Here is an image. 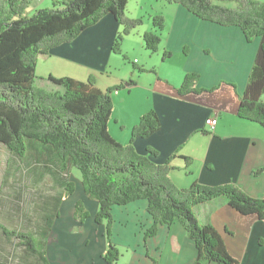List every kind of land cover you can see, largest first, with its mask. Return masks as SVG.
Returning <instances> with one entry per match:
<instances>
[{
	"label": "crops",
	"instance_id": "0c3cea01",
	"mask_svg": "<svg viewBox=\"0 0 264 264\" xmlns=\"http://www.w3.org/2000/svg\"><path fill=\"white\" fill-rule=\"evenodd\" d=\"M120 27L107 14L72 41L43 55L98 70L101 90L122 85L112 92L108 126L112 137L123 144L130 142L141 115L155 109L161 128L144 138L136 137L134 144L142 154L149 147L157 149L155 160L159 164L171 157L170 176L175 185L233 182L248 195L264 198V126L237 115L259 37L247 40L237 25L209 22L175 4L156 56H148L145 67L133 70L128 78L110 72L120 61L111 48ZM141 40L145 48L143 36ZM166 50L172 51V56L164 59ZM190 71L200 73L198 86L207 91L178 93L184 75ZM215 113L219 120L212 128L205 122ZM33 145L20 159L0 142V264H108L103 257L107 222L95 221L98 203L88 198L89 217L79 221L74 215L75 205H64L72 194L60 203L57 200L62 189L46 196L49 171L59 186L71 177L50 154L38 150L41 145ZM186 157L191 159L190 165ZM147 205L140 199L114 208L111 238L120 251L124 247L126 264H195L196 243L179 221L162 225L156 235L145 238L153 223ZM194 210L201 223L216 227L241 264H264L263 220L238 212L223 198L200 203ZM6 230L32 233L36 250L42 253L45 247L47 263L40 253Z\"/></svg>",
	"mask_w": 264,
	"mask_h": 264
},
{
	"label": "trees",
	"instance_id": "16d2710c",
	"mask_svg": "<svg viewBox=\"0 0 264 264\" xmlns=\"http://www.w3.org/2000/svg\"><path fill=\"white\" fill-rule=\"evenodd\" d=\"M33 1L0 0V142L20 159L25 158L33 143L41 145L38 150L50 154L62 172L68 174L69 168L80 171L87 198L99 206L95 221L107 222L108 241L103 257L108 264H114L121 256L111 238L114 208L140 199L147 201L153 219L145 238L156 235L160 226L179 221L196 243L195 264H241L231 255L216 227L201 223L194 208L223 198L238 212L255 214L264 222L263 197L250 196L233 182L205 185L195 181L189 187L175 185L170 176L171 157L159 164L155 160L157 149L149 147L142 154L134 144L136 137L144 138L161 128V118L155 109L141 115L128 144L113 138L108 126L113 112L112 92L122 85L101 90L95 77L83 81L51 74L49 88L38 84L35 70L39 55L72 41L107 14L123 26L111 47L113 52L121 53L124 36L140 23V19L125 14L128 0H53L52 7L37 8L27 15ZM168 1L183 5L198 18L223 26L237 25L247 40L259 37L237 115L264 126V2L235 0V6H228L213 0ZM153 23L154 28L143 34L145 48L152 53L162 43L164 17L155 15ZM170 56L172 51L166 50L163 58ZM200 76L198 72L186 73L178 93L204 91L205 88L198 86ZM186 160L190 165L191 159L186 157ZM61 187L57 203L75 190L72 181H64ZM74 215L79 221L89 217L83 201L76 202ZM6 232L16 234L29 249L40 253L32 233ZM40 255L47 263L45 247Z\"/></svg>",
	"mask_w": 264,
	"mask_h": 264
},
{
	"label": "rangeland",
	"instance_id": "374dc122",
	"mask_svg": "<svg viewBox=\"0 0 264 264\" xmlns=\"http://www.w3.org/2000/svg\"><path fill=\"white\" fill-rule=\"evenodd\" d=\"M213 1L216 3H223V5H228V6L236 5L235 0H213ZM258 1L264 2V0H258ZM175 4L178 3L169 2L168 0H128L125 14L129 16L131 19H140V23L137 25V27H135L127 35L124 36L123 42H121V47H120L121 53L118 54L114 52L116 54L115 58L119 59L120 61L116 63L115 66L116 69L111 68L110 72L113 73L118 72L119 75H122L123 77L128 76L129 78L133 70H138V67L140 68L143 66L145 67V61L146 58H148V56L151 55L156 56L155 55L156 53H152L149 50L141 47L142 36L145 31L147 32L150 31L152 28H154L153 17L155 15H162L164 17L165 28H166L167 22H169L171 18L172 9ZM52 6H53V0H34L30 8L27 10V15H32L34 10L37 8L41 9ZM122 27H120L119 32L121 31ZM35 72L38 77V84L43 86V84H46L48 82V85L43 86L45 88H49L51 86V82L48 81V76L50 74H52V76L56 78H60L62 77V75L65 74L75 79L83 78L84 81H87L90 77L93 78L95 77L96 83H97V77L99 79L101 77V72H99L96 69L93 70L86 69L81 64H75L73 61H68L67 59H61L53 55L50 57L39 55V57L37 58V65ZM50 173L51 172L49 171L48 173L49 178L47 179L48 189L46 192V196L58 194L59 192H61L62 189L61 186L55 184L53 180V175ZM67 176L68 178L71 177V181L75 185V190L72 193V196L69 197L68 200H66L64 205L67 206L75 205L78 200L83 201L85 206H87L86 203L87 204L91 203V201H89L82 188L80 182L81 179L80 171L76 168L74 169L69 168ZM122 248H123V250H121L122 255L118 258V260L114 264H126L125 258H127L128 256L124 258L125 250L124 247Z\"/></svg>",
	"mask_w": 264,
	"mask_h": 264
},
{
	"label": "built area",
	"instance_id": "2783aa9c",
	"mask_svg": "<svg viewBox=\"0 0 264 264\" xmlns=\"http://www.w3.org/2000/svg\"><path fill=\"white\" fill-rule=\"evenodd\" d=\"M219 120V114L218 113H215V114H212L207 120H206V124L207 125H210L212 128L216 125V123L218 122Z\"/></svg>",
	"mask_w": 264,
	"mask_h": 264
}]
</instances>
